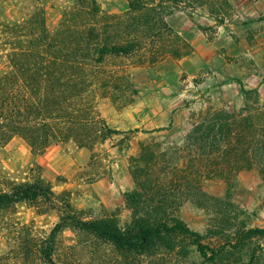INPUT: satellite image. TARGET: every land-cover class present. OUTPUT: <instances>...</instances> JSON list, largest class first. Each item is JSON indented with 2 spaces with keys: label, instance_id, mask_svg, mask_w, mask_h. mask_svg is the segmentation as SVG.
<instances>
[{
  "label": "rangeland",
  "instance_id": "1",
  "mask_svg": "<svg viewBox=\"0 0 264 264\" xmlns=\"http://www.w3.org/2000/svg\"><path fill=\"white\" fill-rule=\"evenodd\" d=\"M224 1L204 0L206 5L195 7L182 4L168 17L169 25L191 46V53L185 57L166 54L152 61L144 50L129 57L108 59L105 70L128 75L138 96L127 106L122 105L123 93L114 89L108 90L107 98L95 96L92 89L85 97L92 103L94 117L119 134L105 138L97 132L99 126H90L84 140L57 139L41 151L19 136L0 144V193L34 184L38 179L52 189L48 197L0 211V264H50L41 252V243L64 218L70 227L57 235L53 264H126L112 245L71 224L73 219L116 220L124 228L131 220L125 197L135 189L147 195L148 203L162 200L169 217L185 222L213 248L235 239L237 232L264 230V169L253 166L229 176L227 165L219 164L222 150H207L204 154L202 144L193 143L188 137L196 125L219 111L234 114L240 124L245 117L257 114L258 108L264 113V57L257 62L250 51H245L264 43V16L252 15L255 23L249 27L246 19L251 17L240 16L238 8L229 0L226 6ZM82 2L0 0V26L27 22L43 11L46 28L53 33L66 12L80 8ZM100 7L108 15L124 16L127 1L100 0ZM260 21L262 25H258ZM190 30L199 32L196 41L210 44L215 51L209 48V54L206 49H199L194 54L195 47L185 33ZM1 41L0 37V75L9 70ZM194 57L204 64L196 67ZM242 89L258 92L259 107H254L253 99L245 101ZM126 95L131 97L132 92ZM260 123L264 129V116ZM260 133L264 139V131L260 129ZM79 149L87 164L76 173L73 163ZM146 150L147 157L142 158ZM83 159L79 154L78 160ZM219 171H223L222 176L217 174ZM103 178L114 189L128 187L129 178L132 190L119 195L112 204L103 202L101 188L94 185ZM75 187L80 189L76 190V198L71 190ZM199 190L209 197L201 200L196 196ZM250 251L256 252L259 264H264V237L253 238L240 252L245 256L239 263L240 253L234 252L236 257L230 264L248 262L246 255ZM200 263L201 256L193 247L187 257L161 250L142 261Z\"/></svg>",
  "mask_w": 264,
  "mask_h": 264
},
{
  "label": "trees",
  "instance_id": "2",
  "mask_svg": "<svg viewBox=\"0 0 264 264\" xmlns=\"http://www.w3.org/2000/svg\"><path fill=\"white\" fill-rule=\"evenodd\" d=\"M126 1L125 15L116 16L104 13L100 0H83L80 8L66 12L53 33L46 28L43 11L27 22L0 26L9 68L0 75V144L19 136L41 151L57 139L84 140L90 126H99L97 132L105 138L119 134L94 117L92 103L85 97L92 89L95 96L107 98L108 90L114 89L123 93L122 105L127 106L138 96L128 75L105 70L108 59L129 57L144 50L150 53L152 61L166 54L179 59L191 53V46L167 19L180 5L204 6V0ZM224 4L229 5L226 0ZM128 91L132 92L131 97H127ZM242 92L246 102L253 99L254 107H259L257 91L242 89ZM258 109L257 114L245 117L241 124L234 114L219 111L196 125L189 140L202 144L204 154L207 150L209 153L222 150L219 164L227 165L229 176L253 166L264 169V139L260 133V129L264 131L260 123L264 113ZM144 152L142 158L147 157V150ZM219 172L222 176L223 171ZM132 174L140 186L137 173ZM51 194L52 189L38 179L34 184L0 193V211ZM146 196L141 189L126 194L131 220L124 228L116 220L73 219L71 226L112 245L126 264H142L143 258L161 250L187 257L191 247L200 254V264H230L236 257L234 252L244 251L253 238L264 237L263 229H249L237 232L235 239L232 237L213 248L185 222L169 217L162 200L148 203ZM196 196L201 200L209 197L200 190ZM65 220L56 224L41 243V252L50 264H53L57 235L70 227ZM244 256L240 253L238 263ZM246 256L249 261L242 264H259L255 251Z\"/></svg>",
  "mask_w": 264,
  "mask_h": 264
},
{
  "label": "crops",
  "instance_id": "3",
  "mask_svg": "<svg viewBox=\"0 0 264 264\" xmlns=\"http://www.w3.org/2000/svg\"><path fill=\"white\" fill-rule=\"evenodd\" d=\"M230 3L232 4V6L235 9H239L238 10V14L240 16L244 17H251L246 19L247 21H249L247 24L250 27L253 23H255V18L252 17V15H260V16H264V0H254L253 3H251L249 0H229ZM242 19H244L242 17ZM262 25L263 21H260L258 23V25ZM256 26V24H255ZM187 35V39L189 40V42L195 47V53L194 54H198L199 49H203V50H207L210 54V51H212V49L209 48H213L214 47L211 46L210 44H207L206 42H203L202 40L199 39V41H196L197 38H199V32L196 30H190V32H185ZM262 49V51H260ZM253 50H256V52H254ZM245 51H250L249 55H251L254 59H256L257 62L261 61L264 57V43H260L258 44L256 47L254 48H250L246 49ZM254 53V54H253ZM214 55L213 53L210 55L212 56ZM194 63V65L198 68L200 65L204 64V62H202V59H198L197 57H194V60L192 61ZM120 123H123L122 121H120ZM80 150V149H79ZM83 151H79L75 154V158H74V165H75V172H81L83 166H85L87 164V158L85 156V154L82 153ZM82 154V156L84 157V161L80 162V160H78V155ZM118 171H116L115 173L117 174ZM118 175V174H117ZM127 178V176H126ZM103 183V184H102ZM101 184L103 185L101 187ZM95 188H101L102 192L99 194L102 195V199L103 202H110L112 204V202L114 201V199H119V195H125L126 193H128L130 190H132V185H131V180H129L128 178V187L119 189V188H113L111 183L107 182V178H103V180H101L99 183H95ZM99 185V186H98ZM105 186V187H104ZM81 188V186H80ZM73 196L76 198L78 197V192L76 190H80L79 187H75V189H71ZM98 192V191H97ZM121 202V201H120ZM125 206V205H124Z\"/></svg>",
  "mask_w": 264,
  "mask_h": 264
}]
</instances>
